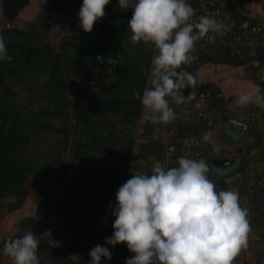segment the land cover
I'll return each instance as SVG.
<instances>
[{"label":"trees","instance_id":"1","mask_svg":"<svg viewBox=\"0 0 264 264\" xmlns=\"http://www.w3.org/2000/svg\"><path fill=\"white\" fill-rule=\"evenodd\" d=\"M82 3L83 0H49L48 6L59 14L79 21L78 12ZM109 9L105 8L106 15L94 24L91 32L75 31L63 36L57 46L40 43L32 25L17 28L9 27L10 24L6 23L7 27L0 28L7 54L12 57L10 63L0 61V208L5 197L15 198L6 204L7 210L21 205L27 194L26 183L30 177L57 178L55 176L60 156L69 147L73 157L77 158L76 164L71 165L74 166L73 182L64 191L63 197L59 195L52 198L54 210L59 213L61 229L68 236L83 237L89 241L98 239L102 244L109 235L110 221L114 217L112 211L116 206V193L120 187L115 186L111 180L118 173H121L122 180L123 178L121 170L118 171V162L110 163L100 157L99 152L110 153L112 151L106 146H115L113 153L117 152L128 165L134 139L133 136L125 152L119 154L121 137H112L115 128L111 123L118 112L124 111V108H119L120 106L111 101L114 89L119 79L121 80V73L117 74L119 63H123V48L109 28L112 23ZM114 13L121 16L117 11ZM128 14L131 17L132 14ZM98 55L104 58L103 62L96 59ZM109 60H115L117 64L113 67L108 64ZM210 61L234 65L249 63V68L253 71L255 69L251 67V63L257 61L261 64L264 61V52L259 51L254 61L226 58ZM147 68L148 64L142 77L141 95ZM120 69L123 71L122 65ZM207 86L216 88L210 83L198 84L197 87ZM261 87L264 89L263 84ZM214 103L217 111L223 110L222 97L216 98L211 105ZM139 105L140 100L132 113L134 120H137ZM215 119L216 117L213 122ZM250 133L253 134L254 145L258 132L252 127ZM246 146L250 147L251 144ZM143 152L153 153L159 158L160 145L157 143L151 146V143H146L143 145ZM247 161V154H243L242 162L237 165L231 179L237 177L236 173L242 172ZM205 162L208 164L209 158ZM153 167L154 165L149 166L148 171ZM139 172L146 174L140 167ZM208 174L211 176L210 172ZM215 177L213 182L216 190H225L228 183L225 177ZM101 183L106 187L105 190H102ZM45 188L48 189L47 186ZM51 189L49 195L52 193ZM263 194V190L257 192L245 207L249 211L251 229L259 226L262 228ZM95 205L98 209L102 207L103 224L100 227L95 212L91 216ZM67 210H71V213L67 214ZM69 218L71 222L66 223ZM92 223H95L96 229L92 227ZM37 224L34 216H27L20 222L27 231H33ZM10 237L15 238H4L0 248L3 249L5 241ZM54 248L47 241H40V264H45ZM86 262L87 259L81 264Z\"/></svg>","mask_w":264,"mask_h":264},{"label":"clouds","instance_id":"2","mask_svg":"<svg viewBox=\"0 0 264 264\" xmlns=\"http://www.w3.org/2000/svg\"><path fill=\"white\" fill-rule=\"evenodd\" d=\"M110 0H83L78 17L80 27L91 32L105 15ZM123 10L132 9L128 27L131 42L154 45L148 87L133 96L143 105V119L152 125L169 124L176 119L170 101L185 102L182 90L195 85L187 71L196 42L207 36L208 43L224 28L216 17L203 15L193 21L195 10L188 0H118ZM97 60L104 61L101 56ZM0 34V61L11 62ZM113 67L115 60H109ZM240 107L255 104L264 108V93L253 88L239 96ZM159 131V129H157ZM178 167L156 164L152 174L133 172L116 193L113 234L107 244L125 243L134 255L125 264H233L241 249L247 248L251 233L249 211L240 204L239 193L216 190L209 178V165L203 160L178 158ZM46 231L42 236L49 235ZM33 231L8 238L2 249L13 264H40V239ZM90 264L101 257L112 259L109 248L95 245L89 252Z\"/></svg>","mask_w":264,"mask_h":264},{"label":"built area","instance_id":"3","mask_svg":"<svg viewBox=\"0 0 264 264\" xmlns=\"http://www.w3.org/2000/svg\"><path fill=\"white\" fill-rule=\"evenodd\" d=\"M195 10L193 21H198L200 16L207 15L216 17L222 21L224 28L220 33H209L215 36L214 43H208L205 36L196 42L192 53L196 59L191 65L182 66L178 71H190L197 65L205 62H212L213 59L226 58L230 60H256L259 51L264 52V17L247 16L225 0H188ZM132 14V9H127ZM156 55L153 45L150 60L148 63L144 87H148V76L151 70V60ZM192 66V67H190ZM185 102L179 106L170 101V106L176 112V119L169 124L152 125L143 119V105L140 102L137 117L136 131L132 142L130 158L128 161L124 182L130 179L134 171L151 175L152 169L148 167L160 164L165 168L178 167V158L183 156L189 159L206 161L208 159L207 147L204 142V134L213 126V119L218 115L216 103L211 102L222 97V93L216 88L207 86L198 88L196 85L182 90ZM143 94V91H142ZM142 96V95H141ZM249 124L258 132L257 142L248 150L241 148L234 157L233 162L239 165L242 162V155L247 154L248 161L243 166L237 177L228 181L225 190L237 187L240 204L245 206L252 197L259 191L264 193V108L256 107L251 111ZM159 129V131H157ZM156 142L160 145V157L156 158L153 153L144 154L143 145L148 142ZM149 172V173H147ZM238 183V186L237 184ZM240 186V187H239ZM264 195V194H263ZM110 221L109 235L113 234V222ZM264 228V221L261 224ZM102 246L109 248L112 259L101 257L105 264H125L126 258H131L134 253L130 252L125 243H118L115 246L109 245L106 241ZM40 257V249L37 252ZM248 261L244 249L233 261V264H244ZM10 264L13 262L10 259ZM90 264V263H89Z\"/></svg>","mask_w":264,"mask_h":264},{"label":"rangeland","instance_id":"4","mask_svg":"<svg viewBox=\"0 0 264 264\" xmlns=\"http://www.w3.org/2000/svg\"><path fill=\"white\" fill-rule=\"evenodd\" d=\"M48 1L49 0H0V28L3 26L7 27L6 23L10 24L9 27L15 26L17 28H26L32 25L36 30L40 43L50 44L52 46H57L63 36L72 34L75 31H83L79 21L66 15L59 14L57 11H53L48 6ZM110 2L111 3L106 6L107 9L113 8L108 11L112 18V23L109 28H111V33L117 38V42L123 48V61H121L123 63H119L120 66L122 65L123 71H121L120 66H118L119 70L117 74L119 75V73H121V80L119 79L121 84L119 85V82L117 83L114 89L115 92L111 96L112 102L120 106L119 108H124L123 112H118L116 114L114 121L111 123V126L115 128L112 137H121V142H119L121 144L119 154H122L125 152L128 142L132 140L136 131L137 120H134L132 113L138 104V99L133 96V92L141 91L142 77L144 76L153 45L151 43L145 44L142 41L138 44H133L131 42V30L128 27V21L131 17L126 10L119 7L118 0H110ZM113 10L119 12L121 16L118 17ZM44 14H48V16H43ZM105 31L107 32V29H105ZM209 68L216 69V66H210ZM241 117L245 118L246 116L242 114ZM100 131L102 133V129ZM118 131H121V133ZM113 147L112 145H107L106 148L110 149L112 152L103 151L101 153L99 152V154H101L100 157L107 159L110 163L118 162V171L119 169L121 170L123 180L121 179V173L117 171L118 175L113 177L111 181L115 186H121L124 182L127 163L122 161L117 152L115 154L113 153ZM76 162L77 158L73 157L72 151L68 147L60 156V163L56 169L57 176H55L57 178L54 179V176L30 177L26 183L27 194L18 208L11 210H7L6 208V204L13 201L15 199L14 197H5L2 200L4 203L0 208V244L2 240L8 236L19 237L29 232L20 225V222L27 216L36 217L38 221L37 226L44 221L48 213L47 204L52 201L50 198L59 195L63 197L64 191L67 190L69 185L73 182L72 172H74V166L71 165H75ZM110 169L112 170V165ZM209 177L213 181L211 176ZM50 182H52V185ZM236 184L238 186V183ZM43 186L44 188L47 186L48 191L52 188L50 196H42ZM101 187L102 190L106 188L103 187L102 183ZM96 206L97 205H95V208L91 211V216L93 212H95L94 215L97 217L100 227L103 224V222H101L102 207L98 209V206ZM99 206H102V204ZM242 207H246V205ZM69 212L71 213V210H67V214ZM51 213L54 215L57 214L54 207L51 208ZM54 215L53 217H55ZM70 219L71 218L67 219L66 223L71 222ZM60 224H62L61 220ZM91 225L96 229L95 223ZM35 229L33 232H35ZM262 230L264 229L260 226L258 228L256 227L252 231L253 234L251 236L249 235L248 246L244 248L248 261L244 264H264V232ZM61 231L63 230L61 229ZM63 233L66 236L64 241L62 237L55 241L52 240V246L55 247L54 252L48 257V260L46 259L45 264H81L86 259V264H89L91 261V257L89 256L90 250L95 245L102 244V241L98 239L89 241L83 237L68 236L65 231H63ZM43 238L44 237L40 238V241L44 240ZM53 238H55V236ZM46 240L49 241L47 238ZM0 264H10V258L3 255L2 248H0Z\"/></svg>","mask_w":264,"mask_h":264},{"label":"crops","instance_id":"5","mask_svg":"<svg viewBox=\"0 0 264 264\" xmlns=\"http://www.w3.org/2000/svg\"><path fill=\"white\" fill-rule=\"evenodd\" d=\"M225 1L237 11L247 16L264 17V0ZM251 65V67H254L255 70L252 71V68H249V63L234 65L229 63L205 62L203 64L197 65L190 71V74L195 79L196 86H198V84L206 83L214 84V86L222 93V98L224 100V104L222 106L223 110L219 111L213 126L207 130L203 138L207 147V154L209 158L208 165L210 168L209 172L212 179L214 176H216L225 177L226 181H230L232 174H234L236 170V165L233 161L227 165H219L211 162L213 158L226 157L232 159L234 155L239 150H241V148H245L248 152V150L253 146L254 139L252 138L253 134L250 133L252 126L249 124V116L256 105L249 104L245 107H240L237 103L240 95L245 94L253 88H258L262 93H264V89L261 87V84L264 85V61L261 64H259L257 61H254L251 63ZM210 66H216V69H210ZM222 114L236 121L242 123L245 122L248 124V126L246 127L242 124H236V122L229 124L221 119ZM242 114H244L246 117L242 118ZM148 143H151V146L157 145L156 142L152 141ZM249 144H251L250 147L246 146ZM147 146L148 148L150 147V145ZM260 156L264 157V154H261ZM237 189L238 188L235 186L231 188V191H236ZM48 192V189L44 188L43 186L42 196H50ZM47 205L48 208H53L55 206L53 201L48 202ZM54 216L57 218L59 223L57 227L55 225L53 226L52 223H49L40 230L39 234V239L44 237L43 239L47 241V238L49 240L47 242L50 245H52V240L55 241L59 238L61 239L62 237L64 241V238L66 237L63 231H61V219L59 217V213L57 212V214ZM253 230L254 229H252V231ZM46 231H48L50 234L42 236ZM252 231L249 234L250 236L253 234ZM54 236L55 238H53ZM250 236L248 238H250Z\"/></svg>","mask_w":264,"mask_h":264},{"label":"water","instance_id":"6","mask_svg":"<svg viewBox=\"0 0 264 264\" xmlns=\"http://www.w3.org/2000/svg\"><path fill=\"white\" fill-rule=\"evenodd\" d=\"M221 119H223L225 122H227V123H229V124H233V123L236 122V124L238 123V124H240V125L242 124V125H244V126H246V127L248 126V124L245 123V122L242 123V122L236 121V120H234V119H232V118H229V117H227V116H224L223 114L221 115ZM232 161H233L232 159H230V158H226V157H224V158H222V157H217V158H213V159L211 160L212 163H214V164H219V165H221V164H223V165H224V164L227 165V164H230ZM49 223H52L53 226L55 225L56 227H57V225L59 224L57 218L53 217V215H52V213H51V208H50V207L48 208V213H47L46 218L44 219L43 222H41V223L36 227L34 233L37 234V235L39 236V234H40V230H41L43 227H45L47 224H49Z\"/></svg>","mask_w":264,"mask_h":264},{"label":"flooded vegetation","instance_id":"7","mask_svg":"<svg viewBox=\"0 0 264 264\" xmlns=\"http://www.w3.org/2000/svg\"><path fill=\"white\" fill-rule=\"evenodd\" d=\"M43 16H48V14H44Z\"/></svg>","mask_w":264,"mask_h":264}]
</instances>
